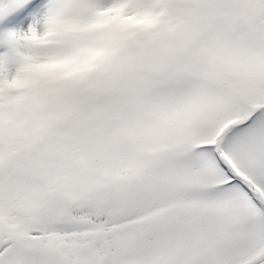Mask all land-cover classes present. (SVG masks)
I'll list each match as a JSON object with an SVG mask.
<instances>
[{"label":"snow or ice","instance_id":"6c2138e0","mask_svg":"<svg viewBox=\"0 0 264 264\" xmlns=\"http://www.w3.org/2000/svg\"><path fill=\"white\" fill-rule=\"evenodd\" d=\"M0 264H264V0H0Z\"/></svg>","mask_w":264,"mask_h":264}]
</instances>
